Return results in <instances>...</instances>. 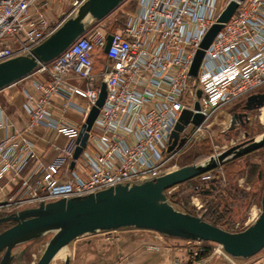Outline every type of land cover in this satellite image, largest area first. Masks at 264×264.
<instances>
[{
    "label": "built area",
    "instance_id": "2783aa9c",
    "mask_svg": "<svg viewBox=\"0 0 264 264\" xmlns=\"http://www.w3.org/2000/svg\"><path fill=\"white\" fill-rule=\"evenodd\" d=\"M55 1L0 0V61L27 52L60 23L52 24L48 13ZM61 1L71 13L84 0ZM220 2L135 0L123 25L112 31L86 27L53 59L38 64L31 73L40 76L23 88L25 126L13 129L0 118V190L3 178L11 186L0 198V209L9 207L4 214L39 201L157 176L164 172L167 156L176 151L177 146L168 148L183 110L203 114L196 125L200 128L218 107L264 85V0H239L204 48L197 74H190L194 53L220 12ZM108 33L112 39L105 52ZM100 52L104 63L95 72ZM101 81L106 88L103 104L70 168L77 136ZM53 95L62 96V113L82 101L80 120L53 117ZM36 126L60 132L65 141L49 143L45 163L22 174V167L37 159Z\"/></svg>",
    "mask_w": 264,
    "mask_h": 264
},
{
    "label": "water",
    "instance_id": "95a60500",
    "mask_svg": "<svg viewBox=\"0 0 264 264\" xmlns=\"http://www.w3.org/2000/svg\"><path fill=\"white\" fill-rule=\"evenodd\" d=\"M123 0H84L73 12L40 42L27 52L19 53L0 61V88L30 74L38 64L48 62L80 36L87 27V20H99ZM239 0H228L214 22L203 34L190 65V74H197L198 66L206 48L223 24L237 8ZM112 35L106 36L103 51H107ZM200 90H196L197 96ZM106 95L104 81H101L97 98L90 106L77 145L72 154L70 168L81 153L91 127ZM264 93L257 92L246 97L245 108L260 106ZM194 107L199 108L198 100ZM201 112L183 110L172 132V143L180 147L185 137L180 131L189 122L199 125L203 119ZM233 117H236L234 115ZM233 126L231 120L230 128ZM264 146V137H249L210 155L198 163H188L166 170L157 176L117 182L94 192L62 196L50 201H39L7 214H0V223L14 221L0 231V264H11L13 259L21 261L23 249H13L31 239L50 233V237L34 264H49L61 247H66L73 239L86 233L113 230L121 227H136L155 230L161 234L185 238L210 240L219 243L223 250L234 257H249L264 247V186L260 198V210L254 220L244 229L236 232L223 229L197 215L176 209L165 195V189L173 184L202 174L225 161L241 156ZM63 264H70V254L65 251Z\"/></svg>",
    "mask_w": 264,
    "mask_h": 264
},
{
    "label": "rangeland",
    "instance_id": "374dc122",
    "mask_svg": "<svg viewBox=\"0 0 264 264\" xmlns=\"http://www.w3.org/2000/svg\"><path fill=\"white\" fill-rule=\"evenodd\" d=\"M226 2L221 0L219 11ZM134 5L135 0H123L101 19L87 20V27L89 30L112 31L124 24ZM68 11V3L61 0L53 2L48 10L52 24L70 14ZM103 63L104 56L100 52L94 59V71L99 72ZM253 92L264 93V85ZM245 103L246 98L242 97L218 107L200 128L190 122L185 124L180 136L186 140L167 156L164 171L198 163L230 145L264 134V102L250 108H245ZM231 120L233 126L230 128ZM263 186L264 146H261L171 185L165 189V195L176 209L236 232L246 228L258 215ZM8 208L1 207V213L4 214ZM106 232L108 230L86 233L73 239L64 248L70 254V264H118L119 257L126 260L129 255H135L137 264H264V247L244 258L229 255L219 243L210 240L173 237L131 226L113 229L110 236ZM50 235L47 233L14 248L15 251L26 250L23 264H34ZM87 238H93L95 242L79 246ZM108 240L115 242L113 247L109 246ZM107 247L110 252L104 253ZM95 248L100 252L94 253ZM113 252H117L119 257L115 258ZM79 257H83L82 263L77 261ZM49 264H63L62 256H54Z\"/></svg>",
    "mask_w": 264,
    "mask_h": 264
},
{
    "label": "crops",
    "instance_id": "0c3cea01",
    "mask_svg": "<svg viewBox=\"0 0 264 264\" xmlns=\"http://www.w3.org/2000/svg\"><path fill=\"white\" fill-rule=\"evenodd\" d=\"M56 3V1H55ZM40 76L37 72H33L16 82H13L7 86H4L0 88V118L2 121L6 122L11 128L13 129H22L25 126L26 120H27V114L24 109V87H29L30 82L33 78ZM64 102L62 96L60 95H53L51 99V105H50V111L52 113V116L55 118H59L61 116H65L66 118L78 122L81 118V102L77 103L75 107H71L67 112L62 113L60 110L61 104ZM3 104V105H1ZM4 106V108H3ZM5 110L7 113H5ZM33 139L35 141V146L37 149V159L33 164H26L22 167L21 173H25L26 171H29L30 168L34 167L35 165L44 164L45 163V153L48 149L49 143H62L65 141L64 135H62L60 132L49 128V127H43V126H36L33 131ZM0 134H2V130H0ZM2 188L0 190V196H2L3 192H6L10 189V183L7 181L6 178H3L1 180ZM107 236H110L109 233ZM83 244L87 246L89 243L95 242V239L93 238H87L86 240H83ZM109 246H114L115 242L113 240H108ZM84 246V247H85ZM81 248H79L80 250ZM100 251L95 248L94 253H99ZM110 250L107 249L104 250V253H109ZM113 256L115 258L119 257V254L117 252H113ZM130 257V260H133L130 262L128 261V258ZM135 255H129L126 260H122L121 257H119V263L118 264H137L138 260L137 258H134ZM79 263H82L83 257H79L77 260ZM127 261V262H126ZM126 262V263H125ZM85 264H90L88 262H84Z\"/></svg>",
    "mask_w": 264,
    "mask_h": 264
},
{
    "label": "flooded vegetation",
    "instance_id": "af4514ba",
    "mask_svg": "<svg viewBox=\"0 0 264 264\" xmlns=\"http://www.w3.org/2000/svg\"><path fill=\"white\" fill-rule=\"evenodd\" d=\"M238 116V115H237ZM12 223H14V221H11V222H3V223H0V231L5 229L6 227H8L9 225H11ZM6 225V226H5ZM13 252H16L14 249H13ZM25 254H26V250L23 249V253H22V257H21V261L18 262L16 259H13L12 263L11 264H23V260L25 258ZM2 255V252H0V257Z\"/></svg>",
    "mask_w": 264,
    "mask_h": 264
},
{
    "label": "bare ground",
    "instance_id": "6f19581e",
    "mask_svg": "<svg viewBox=\"0 0 264 264\" xmlns=\"http://www.w3.org/2000/svg\"><path fill=\"white\" fill-rule=\"evenodd\" d=\"M260 137H264V134H261ZM64 248H65L64 246L61 247V248L57 251V253L55 254V256H58V255L63 256L64 253H65V251H66ZM63 249H64V250H63Z\"/></svg>",
    "mask_w": 264,
    "mask_h": 264
},
{
    "label": "trees",
    "instance_id": "16d2710c",
    "mask_svg": "<svg viewBox=\"0 0 264 264\" xmlns=\"http://www.w3.org/2000/svg\"><path fill=\"white\" fill-rule=\"evenodd\" d=\"M134 7H135V5H134ZM134 9V8H133ZM102 54V53H101ZM103 55V54H102ZM253 93H257V92H253ZM252 94V93H251ZM175 147V146H174ZM174 147L171 149V150H173L174 149ZM258 149V148H257ZM257 149H255V150H257ZM255 150H252V151H255ZM252 151H250V152H248V153H251ZM248 153H245V154H248ZM244 155V154H243ZM188 180V179H187ZM186 181V180H185Z\"/></svg>",
    "mask_w": 264,
    "mask_h": 264
}]
</instances>
